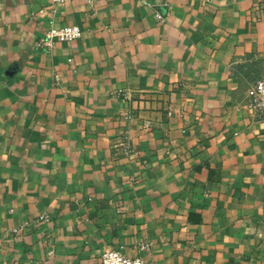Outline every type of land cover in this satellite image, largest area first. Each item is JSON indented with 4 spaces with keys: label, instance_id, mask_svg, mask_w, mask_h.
<instances>
[{
    "label": "crops",
    "instance_id": "0c3cea01",
    "mask_svg": "<svg viewBox=\"0 0 264 264\" xmlns=\"http://www.w3.org/2000/svg\"><path fill=\"white\" fill-rule=\"evenodd\" d=\"M263 73L264 0H0V264H264Z\"/></svg>",
    "mask_w": 264,
    "mask_h": 264
},
{
    "label": "built area",
    "instance_id": "2783aa9c",
    "mask_svg": "<svg viewBox=\"0 0 264 264\" xmlns=\"http://www.w3.org/2000/svg\"><path fill=\"white\" fill-rule=\"evenodd\" d=\"M66 0H50L51 4L62 3ZM44 10H40L39 13H43ZM82 31L77 25L68 24L61 27L50 26L45 33V42L50 44L51 42H71L81 37ZM249 99L252 107L264 114V73L254 83L249 93ZM121 152L125 156L130 155L129 147L126 142L122 141L119 144ZM146 248V245L140 246L139 250ZM98 264H143L140 257H130L124 253L122 247L118 249H112L104 251Z\"/></svg>",
    "mask_w": 264,
    "mask_h": 264
}]
</instances>
